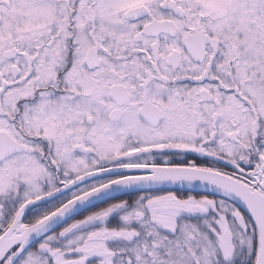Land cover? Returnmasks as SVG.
<instances>
[{
  "label": "snow or ice",
  "instance_id": "6c2138e0",
  "mask_svg": "<svg viewBox=\"0 0 264 264\" xmlns=\"http://www.w3.org/2000/svg\"><path fill=\"white\" fill-rule=\"evenodd\" d=\"M0 264H264V0H0Z\"/></svg>",
  "mask_w": 264,
  "mask_h": 264
}]
</instances>
